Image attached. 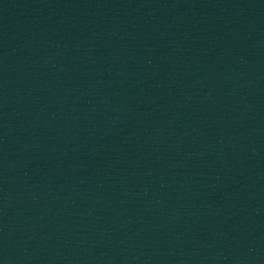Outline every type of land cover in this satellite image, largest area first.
<instances>
[{
	"label": "water",
	"instance_id": "1",
	"mask_svg": "<svg viewBox=\"0 0 264 264\" xmlns=\"http://www.w3.org/2000/svg\"><path fill=\"white\" fill-rule=\"evenodd\" d=\"M0 264H264V91L0 94Z\"/></svg>",
	"mask_w": 264,
	"mask_h": 264
}]
</instances>
